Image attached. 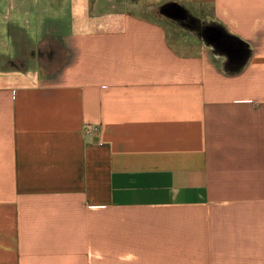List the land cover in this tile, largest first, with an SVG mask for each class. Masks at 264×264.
<instances>
[{
  "label": "crops",
  "instance_id": "crops-1",
  "mask_svg": "<svg viewBox=\"0 0 264 264\" xmlns=\"http://www.w3.org/2000/svg\"><path fill=\"white\" fill-rule=\"evenodd\" d=\"M118 1L0 0V264H264V0Z\"/></svg>",
  "mask_w": 264,
  "mask_h": 264
},
{
  "label": "rangeland",
  "instance_id": "rangeland-1",
  "mask_svg": "<svg viewBox=\"0 0 264 264\" xmlns=\"http://www.w3.org/2000/svg\"><path fill=\"white\" fill-rule=\"evenodd\" d=\"M132 1L134 2L136 1V3L138 2V0H127L128 3H131ZM145 1L147 2L149 0H145ZM117 2L119 1L117 0ZM139 4H141V1H139ZM78 5L81 6L80 4ZM180 7H181L180 9L181 16L178 18L173 17L172 15H167L165 13H162L163 10L159 11L160 10L159 8H158V13L156 14L161 16V19H163L166 26L177 29L181 35L183 34L191 35L195 37L198 41L201 40V42L204 43L207 42L211 54L212 53L215 54L213 52L215 47L211 45V43H213L212 41L213 34L211 30L212 29L220 30V29H219V25L215 21L212 7L210 5H204V4L200 5L199 3L189 4L188 2H185V0L183 1V4L180 5ZM113 13L115 12L112 11L111 14ZM94 19L97 21L98 20L97 16ZM81 26H83L82 23ZM179 35L177 36L181 37Z\"/></svg>",
  "mask_w": 264,
  "mask_h": 264
},
{
  "label": "flooded vegetation",
  "instance_id": "flooded-vegetation-1",
  "mask_svg": "<svg viewBox=\"0 0 264 264\" xmlns=\"http://www.w3.org/2000/svg\"><path fill=\"white\" fill-rule=\"evenodd\" d=\"M231 40L226 37V35L223 34L222 38L219 39V41H217V46L221 49L224 48V46H227V44L230 42Z\"/></svg>",
  "mask_w": 264,
  "mask_h": 264
},
{
  "label": "water",
  "instance_id": "water-1",
  "mask_svg": "<svg viewBox=\"0 0 264 264\" xmlns=\"http://www.w3.org/2000/svg\"><path fill=\"white\" fill-rule=\"evenodd\" d=\"M172 16L178 18V17H180V14H175V15L172 14ZM214 31H215V30H214ZM216 32L218 33V37H219V38H217V36L215 35L216 37H214V39L217 40V41H219V39L222 38L223 33H222L220 30H218V31L216 30ZM213 35H214V34H213ZM226 37H227V36H226ZM212 41H213V40H212ZM224 47H227V46H224Z\"/></svg>",
  "mask_w": 264,
  "mask_h": 264
},
{
  "label": "built area",
  "instance_id": "built-area-1",
  "mask_svg": "<svg viewBox=\"0 0 264 264\" xmlns=\"http://www.w3.org/2000/svg\"><path fill=\"white\" fill-rule=\"evenodd\" d=\"M85 133H92L95 134L97 132V130L95 128H85L84 129Z\"/></svg>",
  "mask_w": 264,
  "mask_h": 264
}]
</instances>
